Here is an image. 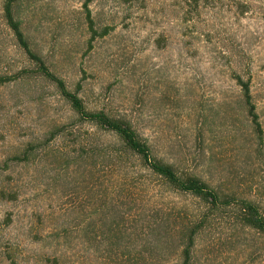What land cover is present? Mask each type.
Here are the masks:
<instances>
[{
    "label": "rangeland",
    "instance_id": "rangeland-1",
    "mask_svg": "<svg viewBox=\"0 0 264 264\" xmlns=\"http://www.w3.org/2000/svg\"><path fill=\"white\" fill-rule=\"evenodd\" d=\"M87 8L106 34L92 38ZM16 17L89 109L126 116L155 156L264 212V133L237 82L264 130V0H20ZM37 67L0 0V76L28 70L0 86V264H180L179 230L205 204L137 159L107 161L106 137ZM90 143L95 159L80 157ZM193 264H264V235L217 210Z\"/></svg>",
    "mask_w": 264,
    "mask_h": 264
},
{
    "label": "trees",
    "instance_id": "trees-1",
    "mask_svg": "<svg viewBox=\"0 0 264 264\" xmlns=\"http://www.w3.org/2000/svg\"><path fill=\"white\" fill-rule=\"evenodd\" d=\"M124 1L131 2L135 0ZM19 2L20 0H3V12L6 23L15 34L19 45L38 65L37 70L45 78L52 81L61 96L68 101L73 113L76 115L75 122L89 124L106 137L105 146L100 151L107 156V158L105 157L107 161L111 162L112 165L118 164L121 169H125L128 158L137 159L150 174L158 177L161 183L169 189L178 193L190 194L195 198H199L205 204V210L200 212L201 215L197 216L194 222L192 221V226L190 224H182V228L179 230L182 241L180 264H193V249L196 244L197 234L208 217L217 210L233 209L237 222L244 229L249 228L264 235V212L256 202L240 198L232 193L222 192L195 174L179 172L175 165L154 155L150 142L143 137L126 116L114 115L105 110L89 109L84 99L80 96L79 88L70 89L66 81L53 73L41 56L31 48L30 42L22 29L21 21L16 17V7ZM87 11V20L92 32V38L106 34L108 28L103 32H98L94 27L89 8H87ZM24 71L14 75L0 76V86L19 78ZM25 72H28V70ZM237 82L241 86L247 112L254 125L255 132L258 138L262 140L264 130L253 100L250 82L244 80L241 76H237ZM66 126H57L55 132L62 133L65 131ZM86 145L82 146L83 150L80 157H92L95 159L96 153L99 151L95 143ZM128 171L130 170L127 169L126 174L131 173Z\"/></svg>",
    "mask_w": 264,
    "mask_h": 264
}]
</instances>
